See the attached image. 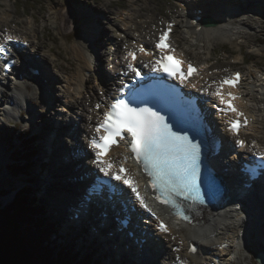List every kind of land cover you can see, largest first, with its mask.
I'll return each mask as SVG.
<instances>
[{
    "label": "bare ground",
    "instance_id": "1",
    "mask_svg": "<svg viewBox=\"0 0 264 264\" xmlns=\"http://www.w3.org/2000/svg\"><path fill=\"white\" fill-rule=\"evenodd\" d=\"M182 1V0H180ZM223 1V0H221ZM201 3L198 4V6L207 9V15L213 16L217 21L218 24L216 26H203L202 29H196L191 22V18L187 20V23L185 25L186 31L189 35L190 42H188L189 46H196V52L190 51L187 49H182L188 56L189 60L192 62H196L201 64L202 66V74L198 77H195L192 79L189 83L186 84L187 89H192L199 91L203 96V103L207 106V110H209V115L211 117V120L215 125H224L227 121V117L223 114H220L216 111L214 106V103L217 102V97L212 95L217 90V87L219 86L218 81L221 79L223 75L216 74L214 72V69H207L205 65H208L210 63L209 57L211 54V50L215 51L216 43L219 41H229L232 40L234 37L238 38H246L251 39V36L248 35V33L244 32L243 27L246 24V20L244 21V18H241L246 15L247 12L251 11L254 8H257L260 3L256 4L255 6H249L246 7L244 11H229L228 9H222L220 11L222 4H214L213 1L204 0V2L200 1ZM228 2H233L234 6L235 4L238 6L242 3H236L235 0H227V2L223 3L227 5L228 8ZM135 3V2H134ZM61 6V5H60ZM59 6V7H60ZM133 7V6H132ZM0 26H7L10 27L9 24L13 22L15 19V10L12 9V5H4L0 6ZM218 9V11H217ZM119 11V10H118ZM152 11V10H151ZM88 18H91L92 20L95 18V15L91 14L89 11L83 12ZM58 18L55 19V22L57 23V29L61 33H68L71 31L76 30V15L74 12H72L70 9L67 8H60L59 12H57ZM116 15L118 18L124 20L125 24H121L118 21H116L115 18L111 19V21H116L117 29L123 32H129L128 38H132V41L128 40L126 50L129 52H132L134 50H139L141 52L142 47H148L153 50V53H159V51L155 48V41L158 40L159 33L156 36L149 37V34H146L147 36H143V22L144 25L150 26L151 22H154L155 19H153V16L147 17L145 21H142V19L137 20V15L135 12H116ZM32 18L34 21H37V17L35 15H32ZM95 18L94 20H96ZM177 20L175 19H169L168 21ZM165 22L162 25L163 28L165 27ZM26 25L25 28L33 29L34 24L33 20L31 21H25ZM97 23V20H96ZM159 23V22H158ZM98 24V23H97ZM119 26V28H118ZM130 28H135L139 34L135 33L132 35V33L129 31ZM161 26V27H162ZM90 31H92V25L87 26ZM180 28V27H179ZM96 30H99L100 32L104 33L106 29H102V25L98 24V26L95 28ZM34 30V29H33ZM87 30V29H86ZM36 31V30H35ZM86 31V35L82 41L78 42L76 41L72 45H70L71 48L75 49V52L77 54V57L79 62L81 63L78 67L77 72H72V75L67 77L66 79H61V86L64 88L63 92L66 95V100L64 101L65 106L71 107L77 118L79 119L78 125H77V136L70 130L65 129L64 136L56 137L54 136L53 143H49L47 136L49 137L52 132H54L56 126L58 123L51 122V119H47V123H51L53 126L51 127L52 131L48 132L46 123L45 125H42L43 115L36 111L35 107L36 104L34 103V99L41 100L43 104H47L48 102H43L42 100V89L40 85L38 84V80H32L28 75L30 73L24 74L22 76L17 77L16 75H10V78H6L4 81L3 86L0 88V101H4L5 103L3 106L8 105L10 103L11 99L14 98L15 104L14 107L17 109L16 111H10L6 109V107H0V109H5L4 117H18L20 119H23L25 121V124L27 126H33V128H36L35 131H38V135L41 137L39 138L42 144V153L40 152V156L38 159L43 163V160L49 161L52 163H49V166L45 169H47L46 173L42 171L40 168L39 170H36L38 172L37 178L38 181L35 182L33 173L31 174V177L27 178L28 180H32V187H36V189H39L42 191L43 189H46L50 185H59V186H65L63 184V180H68L66 185L67 188H70L71 195L74 190L77 191L78 189V182L76 181L77 178L81 179L83 175L85 176L87 170L83 167V164H91V161H89V156H94V150L89 147L90 141L95 137L96 134V127L97 125L102 121L104 113L107 109V104L110 102V99L116 94V90L118 89V86L122 84V79H124V75L131 74V71L128 67L131 62L127 63L124 60H121L120 57H117V63L119 64L121 68L118 72L116 77H113V80L109 83H106V90L103 94L98 95L92 94V98L89 102L88 100H79V97H82V90L84 87H86L87 90L90 89L89 82L90 78L83 73L84 70H92V56L86 57V49H85V42L89 46H91L90 43H88L87 39L90 36H96L97 34ZM99 34V32H97ZM119 33V32H117ZM148 33V32H147ZM22 35H28L27 33H23ZM31 37V36H30ZM33 38L31 41L33 42V45L38 44L36 40L38 39V36L35 34L32 36ZM244 38V39H245ZM113 39L115 40V43L117 44V50L120 49L121 41H124V39L120 38L119 35L113 36ZM187 37L185 36L183 38V41L186 40ZM177 45L180 46V42L178 39L175 40ZM250 42V41H249ZM113 47L111 46V49ZM255 51H263L262 48L257 47L255 48ZM35 52V49L33 51ZM74 52V51H73ZM23 54H27L26 50L22 51ZM203 54L205 57V60L203 59ZM242 54V53H241ZM33 56V55H31ZM64 57V56H63ZM239 57V56H238ZM98 58V56H97ZM244 60V57H242ZM33 59L37 62H40L45 67V70L49 72V76L46 78H43L47 81V86L50 87V81L56 79L54 74L50 73V63L54 64V61H51L48 57L42 56L38 60V57L33 56ZM153 63V57H148L145 55H142L140 58V64L143 66H148ZM51 64V65H52ZM22 67H18L17 70L20 71ZM251 70L256 71L257 77L255 78V81L248 82L246 86V93L247 96L245 99L249 101V104L246 105V107H249L252 112H257V115L255 116L256 122L253 125L252 128H250L246 132H242L239 137L234 136V144H236L237 148V140L244 139L247 143V148L244 150L246 152L251 153H258L261 149V141L259 140V137L264 136V108L261 107L260 103H264V68L262 70H256L254 67L251 68ZM25 73V70L22 71ZM69 73V72H68ZM67 74V73H66ZM71 74V73H69ZM226 76V74H224ZM224 76L220 81L223 80ZM58 79V78H57ZM112 79V78H110ZM248 79V78H247ZM219 81V82H220ZM218 84V85H217ZM194 86V87H193ZM89 87V88H88ZM7 90H6V89ZM94 93V92H93ZM77 95V96H76ZM260 97V98H259ZM56 98V97H55ZM254 98H257V101L255 103ZM259 98V99H258ZM244 99V100H245ZM55 101V99H54ZM100 105L99 108H97V105ZM63 105V106H64ZM56 107V106H55ZM77 108L79 111H76ZM58 110V109H57ZM25 111L29 112V116L25 114ZM37 112V113H36ZM262 112V114H259ZM69 116V115H68ZM72 123V120L67 119ZM77 120V119H75ZM64 121V120H63ZM49 124V125H51ZM62 124V123H61ZM8 125H11L8 123ZM59 125V124H58ZM4 126V125H3ZM12 126V125H11ZM60 126V125H59ZM71 126H73L71 124ZM64 128V124L60 126V129ZM261 129V130H260ZM73 130V129H72ZM82 131L84 133V138L80 136V132ZM47 135L45 136L44 135ZM222 133H224L222 129ZM221 133V135H222ZM217 136H221L220 133L216 132L214 133ZM62 140L63 142L69 143V146L66 144H62V147L58 151V155L55 159H53L52 152L54 151V145L56 142H59ZM39 141V142H40ZM226 145L232 146L229 144V141ZM255 142V144L253 143ZM71 145V146H70ZM71 147V148H70ZM73 150V151H72ZM126 149L124 147H119L114 150V152L109 156L108 161H123L125 157H128L126 154ZM66 154V155H65ZM80 155V156H79ZM85 160H82L81 159ZM95 157V156H94ZM69 158V161L66 159ZM238 157L235 155L232 157V159H237ZM85 161V162H84ZM83 162V163H82ZM94 162V160H93ZM38 162L36 160L34 161L35 167ZM33 164V166H34ZM95 169H99L96 164L94 163ZM34 168L32 171H34ZM65 168V169H63ZM67 170L65 175L60 177L57 172L60 174L61 171ZM63 169V170H62ZM242 174L243 172H239ZM130 177L133 179L134 183L136 185L140 186V182L138 177L133 172V168L130 167ZM56 181V182H54ZM85 182V181H84ZM26 184V183H25ZM85 183H83L80 186H84ZM26 189V188H23ZM17 189V191L23 190ZM38 190V191H39ZM47 191H50V188L47 189ZM52 197L50 198L51 201H53V205L49 206L50 209H48L50 217L56 218L58 216H66L68 213V206L67 208L65 206H62L63 203L69 202V198L64 193L60 191H51L50 192ZM141 195L144 196V192L141 191ZM133 203H135V200H132ZM67 203H65L67 205ZM68 203V204H69ZM71 205V204H70ZM78 205V204H77ZM138 206V203H137ZM259 210L254 211L253 208H246L240 203L232 202V199H229L226 201L223 206L217 210L205 212L204 217L201 219L200 223L197 224H185L183 222H172L171 223V234L167 233H161L156 232V236L158 235L160 240L157 239V243L160 245V249H157L159 254L157 257H154V259H151L152 263L155 264H177V262L181 259L183 260H189L193 263L196 262H204L206 261L210 254L216 255L221 257V264H232L230 260L231 258H226V249H220V247L224 243H230L235 242L237 239V235L240 236V240L243 246H246V244H250L254 247V250L256 252L264 251V203H259ZM48 208V207H47ZM246 212V210H248ZM67 211V212H66ZM66 214L64 215V213ZM237 215L242 216L243 218L240 221L236 220ZM46 219V218H45ZM150 230L157 231V226L155 224H149L148 225ZM122 240L130 243V237L128 236L126 238H122ZM198 240L201 242L202 245V252L204 255L197 254V255H190L188 252L189 243L191 241ZM234 240V241H233ZM110 244L107 243V246ZM131 246L134 247V245ZM231 246V243H230ZM135 248V247H134ZM112 250V246H111ZM241 249H239V253H237L236 258L238 259L239 264H249L246 261L245 256L241 253ZM158 256L161 258H158ZM114 257L116 255L114 254ZM116 259V258H115ZM131 260H134L131 258ZM252 264H255L252 262Z\"/></svg>",
    "mask_w": 264,
    "mask_h": 264
},
{
    "label": "rangeland",
    "instance_id": "2",
    "mask_svg": "<svg viewBox=\"0 0 264 264\" xmlns=\"http://www.w3.org/2000/svg\"><path fill=\"white\" fill-rule=\"evenodd\" d=\"M2 1L4 0H0V2ZM9 3L11 4V0H9ZM12 3H13L12 9H14L16 12L15 14L16 18L12 24L13 26H16V24L22 19H27L28 17H30V15L32 18V14L37 17V21H34L33 18L32 20L34 24L33 29L34 30L37 29L40 32V36H41V41H40L41 48L39 52L42 53V56H46L51 61L55 62L54 64L51 63L53 65L52 72L57 76H59V78L66 79L65 78L66 73L68 74V72L72 73L74 71H78V67L80 66L81 63L79 62L78 58L75 57L77 56L75 49L71 48L70 45H72L76 41L83 42L82 39L85 36H87L86 31L87 30L90 31L87 26L92 25L93 27L92 34L95 33L97 35L92 37L90 36V38L88 37L87 41L88 43L91 44V46H89L87 42H85V49L87 51L86 57L88 58L91 57V54L93 53L92 63L94 65L93 66L94 68L90 70L89 74L87 73L88 76L91 77L89 82V87L90 86L91 87L89 90L85 91L84 95L82 93V97L84 96L83 98H81V96L79 97V100L89 99V102H92L90 101L92 98V94H96V93H98V95L103 94L105 92L104 90H106L105 84L108 83L107 81H112L113 77L117 76L118 67L112 64L111 59L116 55L124 59L125 61L127 59V56L123 50H124V46H126V44L128 43V40L132 41V38H130L129 36V38H124V41H121L120 39L119 42H121L122 47H120V49L117 50L118 46L115 43V40L113 39V36L118 35L117 34L118 30L115 22L118 21L123 25L125 24V22L117 17L116 12L119 11H124V12L131 11V13L135 12L137 15L136 21L140 19H142V21H145L147 17L153 16V19L155 20L154 22H151L150 26H146V24L144 25L143 22L144 27L142 30L144 32L142 35L147 36L146 34H149V37L155 36L159 33L158 32L159 30L161 31L163 30L162 25L164 24L165 19H172V17L174 16V12H181L179 9L178 0H12ZM63 7L70 9L72 12L75 13L77 17L75 31H71L68 33H61L58 31L56 26L57 23L55 22V19L58 18L57 12H59V9ZM188 7L189 6H186L185 8L188 9ZM223 8L226 9L227 6L225 5L221 7L220 11L223 12L222 10ZM84 11H89L91 14L95 15V18H97L96 19L97 23L102 25V29L104 27L106 31L102 33V31L101 32L99 31L100 29L96 30L95 28L98 26V24L96 23V20H94L95 18L93 20L91 19L92 17L88 18L83 13ZM113 18H115L116 21H111V19ZM241 18H244V21L246 20L245 21L246 24L244 25L242 30H244L245 33L247 32L248 35L251 36V39L249 40L246 39L245 37H244L245 39L234 37L232 40L219 41L218 43H216L215 51L211 50V54L209 57L210 63L208 65H205L207 69L213 68L216 74H218V72L220 71H223L225 74L226 73L228 74L232 69H242V70L245 69L247 72L249 68H252V66L254 67L255 65H257L259 68L260 67L264 68V2L258 5L257 8H254L251 11L247 12L246 15ZM4 28H6V26H4ZM129 31L132 33V35H134L135 33L139 34V32L135 30V28H129ZM97 32H99V34ZM120 35L122 34L120 33ZM185 36L187 37V39L183 41V38ZM174 38L179 40V42L181 43L184 49L188 48L190 51H192V53L196 50V46H192V45L189 46L188 44V42H190L189 36L184 31L183 25L180 22H179V26L176 27ZM111 46L113 47L112 49ZM257 47L262 48L263 51L261 52L255 51V48ZM226 52L230 53V55H228ZM202 57L205 60L206 56L204 57V54ZM242 57H244V60ZM236 62H240V63L237 64ZM59 83H60L59 81H56L54 83V86H56V89L54 90V96L56 95L55 99L57 100L54 103L53 102L51 103V100L48 101L50 104L48 110L53 112V114L50 113L48 110L46 111L41 103H40V107L37 106V108L40 111L44 112L41 113L44 117L42 120L43 124L45 123L48 124L46 122L47 119L52 118L51 122L60 121L64 123V127H65L64 129H68L72 131L74 134H76L74 130L77 129V127L74 126L76 125V123L74 122L75 119L78 118L71 109V107L67 105L64 106L63 108V106H61L63 105V101H61V98L62 99L65 98H63L64 92L61 90L60 87H58ZM46 92H48V95H50L51 97V88L47 87ZM55 103H56V107L58 108L55 107ZM76 111L79 110L77 109ZM59 113L60 115H58ZM66 115L68 120H72V123L66 120L65 118ZM55 117L57 119H55ZM11 118L12 117H6L5 120L7 122L12 123V121H10ZM71 124L74 127L71 126ZM19 126L20 128L18 127L17 129L14 130V128L11 127L10 125L6 124V126H3V124L2 125L0 124V136H2V138L9 137V139H14L13 136L20 137V135H23L25 132H28L31 135V133L35 131L34 129H36L33 128V126L28 127L23 124H20ZM47 129H48L47 131L49 132L50 129L48 127ZM80 132H81L80 136L84 138L85 136L84 133L82 131ZM53 133L54 136L56 135V137L58 138L59 136L60 137L64 136V134H61L59 132L57 133V131H54ZM14 141L16 143L18 142L20 143L19 140L18 141L14 140ZM41 142L42 141L38 143V139H37V144L35 147L38 148L39 145L41 147L40 150L42 153ZM261 143L264 146V136L263 138H261ZM14 156L11 158L10 160L11 162H13ZM39 156L40 153L37 155L36 158L32 157V160L33 158H35L34 161L36 160V162H38L36 168H34L35 164L33 166V163H31V167H30V170L34 168V171H32V173L35 182L38 181V178L36 176L38 175V172L36 170H39L41 168L40 165H42L41 161L38 159ZM30 160H31V156H30ZM43 162H45V160H43ZM22 163H24V161H22ZM66 172L67 170H63L61 171L60 174L58 172L57 174L60 177H62L65 175L64 173ZM25 178H26L25 176L19 174L18 175L12 174L10 169L0 170V195L2 196L0 200L1 202L3 201L2 202L3 206H6L5 205L6 202L10 201L12 194H14V192L17 191V189L30 188V190L33 191L32 193L29 194L31 199L32 198L34 199V197L39 194L38 192H41L39 189H36V187L35 188L34 187L31 188L30 186L26 187ZM52 186L54 187L58 186L61 189L63 187L59 185H50L46 189L42 190V193L44 191L45 194H42L40 203L42 204V206H44L45 211L47 209H50V206L48 205H49V201L51 202V199L49 198L52 197L51 196L52 194L50 192H47V189H49ZM46 207L48 208L46 209ZM48 216L50 217V215ZM62 241L63 244L64 242H66V239H62ZM238 241H240L239 242L240 244L238 245L236 244V247L232 249V252L239 253V249H241L242 250L241 253L245 256L246 261L249 264H252V262L258 264L254 257L256 253L254 247L250 244H246V246L240 248L242 246V243L241 240ZM57 247H58L57 252L55 250V254L58 255L59 254L58 250L60 248V245L57 244ZM73 247L75 251H79L81 257H83V255H85L87 251L88 252L91 251V249H88L83 244H81L80 241H78V243L74 242ZM74 250L70 252V255H74Z\"/></svg>",
    "mask_w": 264,
    "mask_h": 264
},
{
    "label": "snow or ice",
    "instance_id": "3",
    "mask_svg": "<svg viewBox=\"0 0 264 264\" xmlns=\"http://www.w3.org/2000/svg\"><path fill=\"white\" fill-rule=\"evenodd\" d=\"M171 25H169V29ZM168 32H162L160 36V42L156 47L164 51V41L168 37ZM6 41L14 39L11 35L5 37ZM142 52L145 50L140 49ZM0 51H4V45L0 44ZM174 51V49H171ZM147 54V53H145ZM135 59V55L130 53ZM171 57L162 55L157 61L156 66L153 68L155 72L167 73L169 78L174 77L175 73L170 71L167 67V60ZM131 71L135 72L137 76H141V73L137 71L131 64L128 65ZM189 72L193 71L191 64L188 65ZM240 74H235V80L226 79L222 81L220 87L227 84L231 87H235L239 83ZM183 83V80H181ZM194 87V86H193ZM212 95L219 98L221 104L227 105V111L235 113L236 117L243 116V113L238 111L234 107L230 100H236L237 97L231 92L227 94V98L221 93L219 88ZM154 102L162 105L163 107H169L174 103L170 98L161 94L159 96L151 95L150 100L145 99L143 103ZM100 105H97L99 108ZM224 111V109H221ZM175 119V116H173ZM182 122L177 121L179 126ZM247 123V120L244 121ZM239 120H233L230 122L229 131L233 134H237ZM103 132L99 137V141L92 139L89 147L95 151L94 163L105 176H111L112 179L121 181L126 185L131 193L135 196L136 201L139 202L140 207L148 211L153 217L159 220L156 213L145 203L144 198L137 190L136 184L130 179L125 178L122 175L110 172L113 168L111 162H105L101 159V152L99 149H109L112 144L117 143V137L121 140L130 137L129 148L135 160L140 163L150 177L149 184L153 191L156 193L155 199L161 204L171 205L177 209V215L183 216V213L179 210L174 196L188 194L187 198L193 201H199L204 203V193L201 191L204 181L200 175L199 154L200 145L193 143L192 139L187 134H181L179 131L173 130V125L166 121L164 115H161L159 111L153 110L151 107H139L132 106L125 99H116L109 107V110L104 113L103 121L97 125L96 132ZM127 134V136H125ZM241 147L244 146V142L241 140L236 141ZM255 144V142H253ZM260 158V167L264 169V152L257 153ZM127 159V157L125 158ZM126 170L121 167L120 173H124ZM253 174L254 170H253ZM211 188L209 189V193ZM187 219L186 216H183ZM243 217L237 215L236 220L240 221ZM161 232H168L169 229L161 221L159 224ZM191 252H196V248L189 249Z\"/></svg>",
    "mask_w": 264,
    "mask_h": 264
},
{
    "label": "trees",
    "instance_id": "4",
    "mask_svg": "<svg viewBox=\"0 0 264 264\" xmlns=\"http://www.w3.org/2000/svg\"><path fill=\"white\" fill-rule=\"evenodd\" d=\"M33 141L34 138L29 147L34 146ZM26 155L28 158L29 154ZM17 162L16 159L13 163V173L26 175L28 166ZM17 192L9 206H3L0 200V264H96L90 257L70 255L69 249L66 252L59 250V254H55L53 245L46 237L55 229L54 224H47L39 218L41 207L30 202V189Z\"/></svg>",
    "mask_w": 264,
    "mask_h": 264
},
{
    "label": "water",
    "instance_id": "5",
    "mask_svg": "<svg viewBox=\"0 0 264 264\" xmlns=\"http://www.w3.org/2000/svg\"><path fill=\"white\" fill-rule=\"evenodd\" d=\"M205 23L207 25H210V26H216L218 23L214 20H206ZM255 259L257 260V262L259 264H264V254L260 253V252H256L255 253Z\"/></svg>",
    "mask_w": 264,
    "mask_h": 264
}]
</instances>
